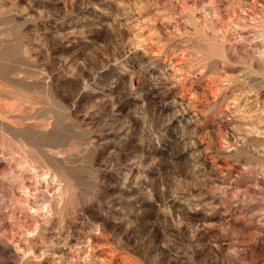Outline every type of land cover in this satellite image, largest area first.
Listing matches in <instances>:
<instances>
[{
	"label": "rangeland",
	"instance_id": "rangeland-1",
	"mask_svg": "<svg viewBox=\"0 0 264 264\" xmlns=\"http://www.w3.org/2000/svg\"><path fill=\"white\" fill-rule=\"evenodd\" d=\"M0 264H264V0H0Z\"/></svg>",
	"mask_w": 264,
	"mask_h": 264
}]
</instances>
